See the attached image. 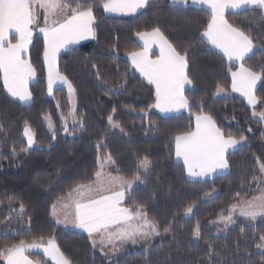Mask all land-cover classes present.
I'll list each match as a JSON object with an SVG mask.
<instances>
[{"label": "trees", "instance_id": "trees-1", "mask_svg": "<svg viewBox=\"0 0 264 264\" xmlns=\"http://www.w3.org/2000/svg\"><path fill=\"white\" fill-rule=\"evenodd\" d=\"M67 2L74 7L92 6L97 17L94 40L68 50L58 60L59 72L75 89V117L83 118V129L78 127L72 137L65 136L62 117L71 111L68 93L57 88L52 98L48 96L43 36L34 32L28 57L37 71L36 82L30 86L32 104L12 99L0 74V248L43 237L53 239L71 264H264V249L256 247L264 234V217L255 222L237 218L225 233H219L216 226L231 206L263 193L264 120L254 119L251 107L231 92L229 69L234 71L236 66L201 36L209 12L175 6L171 0H151L137 15L114 17L105 14L104 0ZM225 18L253 38L256 50L244 65L260 72L264 69L261 11L230 12ZM154 27L160 28L177 51L189 52L188 75L193 83L185 96L193 106L188 113L165 117L150 107L155 104V89L128 58L141 49L137 33ZM218 87L229 96L217 99ZM256 97L263 110L264 81ZM110 115L119 130L111 127ZM196 115L211 116L225 136L246 138L244 146L227 155V175L191 181L176 162L175 136L193 131ZM46 116L54 124L55 135L45 125ZM26 126L35 135L32 150L24 137ZM109 154L115 162L111 174L128 180L140 177L137 186L126 193L124 206L134 211L137 204H143L148 219L158 222L161 233L139 245L128 244L116 254L94 247L88 235L65 229L52 218V205L77 184L93 182L100 168L98 157ZM145 155L152 162L147 173L138 169V158ZM206 193L216 194L206 199ZM21 203L25 214L18 216ZM193 204L192 215L186 217L185 209ZM197 223L198 241L194 239ZM169 226L171 230L164 233ZM31 258L51 264L40 255Z\"/></svg>", "mask_w": 264, "mask_h": 264}, {"label": "snow or ice", "instance_id": "snow-or-ice-1", "mask_svg": "<svg viewBox=\"0 0 264 264\" xmlns=\"http://www.w3.org/2000/svg\"><path fill=\"white\" fill-rule=\"evenodd\" d=\"M171 2L173 5H187L189 0ZM149 3L150 0H104L102 7L106 13L132 14L138 9L145 8ZM191 3L207 5L211 18L201 36L205 37L209 44L219 48L229 61H243L248 54L253 53L256 47L253 38L241 28L229 23L225 18V11L259 9L261 19L264 20V0H191ZM38 8L44 10L43 26H40ZM96 23L97 17L92 6L74 7L67 0H0V74L7 93L18 98L20 102L30 103L33 100L29 83L36 78L37 71L26 54L29 45L33 43L34 32L43 34L42 56L47 66L49 94L52 93L54 80L66 83L69 92L74 93L72 83L57 70V57L69 44L89 37L95 38ZM137 36L144 42V46L142 50L132 52L130 59L132 65L147 78L148 82L155 85V104L150 107H155L162 113L192 107L184 96L185 85L193 83L188 75V50L185 49L183 54L177 51L159 27H154L151 31L138 32ZM153 44L159 46V55L155 59L149 55ZM229 71L232 77V90L242 93L248 103L255 108L257 104L255 90L258 82L264 81V69L260 72L253 71L241 63L236 71L231 69ZM223 91V88L218 87V92ZM69 114L75 117V110ZM253 115H259L264 119V112L253 111ZM108 120L110 123L113 122L111 115ZM195 121V130L175 136V155L182 158L188 174L207 176L229 169L226 153L245 142L246 138L225 136L211 116L196 115ZM83 123V118L73 119V124L79 126L81 130ZM67 130L65 126V131ZM24 134L28 137L29 147L33 146L35 141L29 127H25ZM138 159V169L147 170L151 167L152 162L147 155ZM105 163H115L110 154L106 157ZM260 170L264 171V163L260 164ZM95 176L96 191L98 193L109 191L101 182L102 171H97ZM139 180L138 175L132 180L120 176L110 177V183L120 184L122 190L111 191L107 195L99 194L98 198L91 196L92 184H77L68 193V197H75V226L86 231L90 237L99 236L102 249L104 246H110L111 252L119 251L128 241L136 243L138 239L147 240L151 236L160 235L158 222L147 218L143 204H137L135 212L121 206L125 192ZM58 202H63V198ZM9 207L11 208V204ZM194 207V204L189 205L185 209V216L190 215ZM236 207L233 206L230 213L235 212ZM52 209V214L57 215L56 204L52 205ZM24 214L25 208L21 203L16 215ZM239 215L249 221H255L258 216L264 217V196L256 198V201H243L239 206ZM220 222L227 227L234 222L233 216L231 214L223 216ZM170 230V226L165 227L163 232L167 233ZM199 235L200 226L197 223L194 236ZM259 240L260 243L256 247L264 249V234L259 236ZM93 246H96L95 240ZM32 249H42L44 256L50 258L54 264H71L53 239L45 241L43 237L31 243L20 241L17 245L0 248V259L6 261V264H34L26 255V252Z\"/></svg>", "mask_w": 264, "mask_h": 264}, {"label": "rangeland", "instance_id": "rangeland-1", "mask_svg": "<svg viewBox=\"0 0 264 264\" xmlns=\"http://www.w3.org/2000/svg\"><path fill=\"white\" fill-rule=\"evenodd\" d=\"M43 16H44V15H43ZM43 24H44V20H43ZM56 63H57V70H58V72H59V69H58V60L56 61ZM59 73H60V72H59ZM60 74H61V73H60ZM61 75H62V74H61ZM57 88H63V89L66 90V92L68 93V98H69V103H70L71 111L74 109L75 112H76V109H77V101H76V97H75V92H74V93H70L69 90H68V87H67V84H66V83H62V82H60V81H58V80H54L52 93H51V95H50L49 92H48V96L52 98V97H53V94H54V91H55V89H57ZM228 96H229L228 93L224 90L223 92H217V94H216L215 97H216L217 99H222V98H227ZM253 111H255L256 113H261V111H259V109H258L257 107L252 108V113H253ZM262 112H264V111H262ZM253 117H254V119L259 120V121H263V120H264V119H261V118L259 117V115H256V116L253 115ZM74 118L77 119L76 117H73V116L70 115V114H69V116H67V117H63V125H64L63 127H64V134H65V136H70V137H72V136H73L72 131H73L74 129H76V128L79 127V126L73 124V119H74ZM77 120H78V119H77ZM44 122H45L46 127H47L48 130L50 131V133H51L52 135H55V128H54V124H53L51 118H50L49 116H46V117L44 118ZM50 123H51V126H50ZM110 125H111V127H112L113 129H115V130H119V125H118V124L112 122V123H110ZM114 125H118V126H114ZM65 126H67V129H68L67 132L65 131ZM29 129H30V128H29ZM30 131H31V129H30ZM31 133L33 134L34 141H35V135H34V133H33L32 131H31ZM24 137H25V140H26L27 143H28V137H27L25 134H24ZM245 144H246V141L243 142L242 144L238 145L237 147H242V146H244ZM35 147H36V143H35V142H34L33 146H31V147H29V145H28L29 150H32V149H34ZM106 157H107V156H106ZM106 157H102V158L99 159V166H100L99 171H102L101 182L103 183V185H104V187H105L106 189H109V191H104V192H102V193H98V192L96 191L97 180H96V176H95V180H94L93 182L89 183V184H92V185H93V191H92V193H91L92 198H98V195H99V194H105V195H107V194H110L111 191H120V190H122L120 184L110 183V177H116V176H119V175H114V176H113V174L110 173V170H108V171L106 170L105 166L109 164V163H105V159H106ZM102 164H103V168H101V165H102ZM150 168H151V167H150ZM150 168L147 169V170H145V169H143V168H140V170H141L143 173H147V172L150 170ZM120 177H122V176H120ZM123 178H124V177H123ZM125 179H126V178H125ZM127 180H128V179H127ZM139 181H140V180H139ZM139 181L135 182V183L132 185V188H131L130 190H128V191L125 192V198H124V200L122 201V204H121L122 207H125V206H124V203H125V200L127 199L126 193H128L129 191H131L132 189H134V188L137 186V184L139 183ZM215 194H216V193H213L211 196H207L206 199H209V198L215 196ZM261 196H264V190H263V193H262L260 196H258V197H261ZM258 197H256V198H258ZM256 198L251 199V200H249V201H256ZM74 199H75V197L70 198V197L67 196V197L63 198V202H58V201H59V200H58V201L55 203V204H56V213H57V215H55V216L53 215V216L55 217V219H57L58 216H59V217H61L62 219H64V221H66L67 225L71 224L72 222H75ZM242 202H243V201H241V202H239V203L233 205V206H237L235 212H231V213H230V209L233 208V206H231L227 215H221V216H220V218H219L218 221L216 222V226H217V228H218L219 233H225L227 230H229L230 228H232V227L235 225V223H236V219H237V218H244V217H242V216L239 215V206L241 205ZM257 202H258V201H257ZM65 205H67V207H65ZM193 210H194V209H193ZM133 212H135V210H134ZM192 213H193V212H192ZM192 213H191L190 215L186 216V217H190V216L192 215ZM230 214L233 216V220H234V222L231 223V224H229L227 227H225V225H224L223 223L220 222V219H221V217H223V216H228V215H230ZM147 218H148V217H147ZM260 218H263V217H259V216H258L257 219H256L255 221L259 220ZM244 219H245V218H244ZM149 220H150V219H149ZM248 221H249V220H248ZM255 221H250V222H255ZM66 227H67V226H66ZM157 236H159V235L151 236V237H149L147 240L138 239L136 243H132L131 241H128V242H126L125 244H123V245L120 247L119 251H117V252H111V251L109 250V249H110V246H104L103 249H102V246H101L100 243H99V239L94 238L93 240L96 241V246H95V247L100 248L103 252H104V251H107V252H109V253H111V254H116V253L120 252L121 249H122L123 247H125L126 245H128V244H131V245H139V244L142 243V242H147V241L153 240V239H154L155 237H157ZM90 239H91V238H90ZM194 239H195L196 241H198V240H199V237H196V236H195ZM93 240L91 239L92 243H93Z\"/></svg>", "mask_w": 264, "mask_h": 264}, {"label": "crops", "instance_id": "crops-1", "mask_svg": "<svg viewBox=\"0 0 264 264\" xmlns=\"http://www.w3.org/2000/svg\"><path fill=\"white\" fill-rule=\"evenodd\" d=\"M150 1H151V0H150ZM175 6H179V7H189V6H190V7H194V8H198V9H203V10L208 11L209 14H210V16H211V12H210V10L208 9L207 5L193 4V3H191V0H189V3H188L187 5H175ZM143 9H144V8H142V9H138L136 13H132V14L106 13V12H105V14H106L107 16H114V17L134 16V15H137L138 13H140ZM250 9H251V8H250ZM37 10H38L39 13H40V20H42V25H41V26H43V20H44V19H43V15H44V10H43V9H39V8H38ZM243 10H246V9L235 10V11H233V10H226V11H225V16H226L227 13H230V12H234V13H235V12H241V11H243ZM210 18H211V17H210ZM94 26H95V25H94ZM40 34H41V33H40ZM41 35L43 36V34H41ZM135 38H136V41H137V42L139 43V45L141 46V49H140V50H142V49H143V46H144V42H143V41L140 39V37L137 36V35H136ZM203 39H204V41H205V42H206L211 48H213V49L216 50L220 55H222V56L227 60V62H229L230 64H233V65L236 66V69H235L234 71H236V70L240 67V64H241V63L244 64V62H245L248 58H250V57L254 54V52H255V50H256V47H255L253 53L248 54V55L245 57V59H244L243 61H235V60H234V61H229V60H228V57H227V56H226V55H225V54H224L219 48H217V47H215V46L209 44V43L207 42V40H206L205 37H203ZM92 40H94V38L89 37V38H87V39L80 40V41L77 42V43L69 44V45L67 46V48L62 49V50L60 51V53H59V55H58V57H57V60H59L60 56H61L62 54H64L65 52H67L68 50H70V49H72V48H74V47H76V46H78V45H80V44H83V43H86V42H89V41H92ZM14 42H15V41H14ZM30 47H31V45H29L28 52H27V54H26V57H27V58L29 57V50H30ZM140 50H139V51H140ZM149 55H150V57H151L152 59H155L156 56L159 55V46L156 45V44H153V45L151 46V49H150ZM128 58H129V60H130V62H131L130 55L128 56ZM131 64H132V62H131ZM244 66H245V65H244ZM46 67H47V66H46ZM132 67L134 68V70H135V71H136L141 77L144 78L145 81L148 82L147 78L144 77V76L139 72L138 69H136L133 65H132ZM245 67H246V66H245ZM47 75H48V72H47ZM36 79H37V77L34 78L32 81H30V83H29V89H30V86L36 82ZM261 82H262V81H261ZM261 82H258L257 88H256V90H255V95H256V91H257L258 87L260 86ZM148 83H149V82H148ZM149 84H150V83H149ZM150 85H152V86L154 87V89H155V85H154V84H150ZM190 89H192V84H191V85H185V87H184V96H185V93H186L188 90H190ZM6 91H7V90H6ZM231 92H232L233 94L239 96L240 98H242V99L248 104V106L251 107V109L253 108V106L250 105V104L248 103L247 98H246L242 93H240V92H235V91L232 90V77H231ZM8 95L10 96V94H8ZM10 97H11V96H10ZM185 97H186V96H185ZM11 98L14 99V100H16V101L19 102L20 104H22V105H26V106L31 105L32 102H33V100H32L30 103H25V102H20V101L18 100V98H14V97H11ZM258 104H259V102H258V99H257V104H256L255 107L258 108ZM153 109H154L155 111H157L158 113H160L161 115L165 116V117H171V116H178V115H181V114H183V113H188V111H189L190 108L180 109L179 111H172V112H168V113H162V112H160L159 109H157V108H155V107H153ZM258 109H259V108H258ZM259 111L262 112V111H264V109H263V110H259ZM195 117H196V116H194V118H195ZM194 123H195V125H196V121H195ZM194 130H195V126H194ZM236 148H237V147H236ZM236 148H235V149H236ZM235 149H229L228 152L226 153V158H227V155H228L230 152L234 151ZM175 159H176V162L180 163V164L184 167V170H185V172H186V176H187V178H188L189 180H191V181L212 180V179H214V178H216V177H218V176L227 175V174L229 173V169H227V170H225L224 172H217V173H214V174H212V175H207V176H190V175L188 174V172H187L186 167H185L184 164H183V160H182V158H178V157H176V155H175ZM112 164H113V163H112ZM112 164H108V165L105 166V168H106L107 171L110 170V168H111L110 166H111ZM113 176H114V175H113ZM52 212H53V209H52ZM52 218L54 219V221H55L58 225H60L61 227L65 228V229H68V230H76V231L82 232V233H84V234H86V235L89 236V234H88L86 231H84V230L81 229V228L76 227V226H75V222H72L71 224L67 225L66 221H64V219H62V218L59 217V216H58L57 219H55V217H54L53 214H52ZM58 220L61 221V222L58 223V222H57ZM66 226H67V227H66ZM89 237H90V236H89ZM90 238H91L92 240H93L94 238L100 240V237L97 236V235H93V236L90 237ZM45 241H47V240H45ZM26 244H27V243H26ZM26 255H28L29 258H30L31 260H33V259L31 258V255H40V256L44 257V258L46 259V261H48L49 263L54 264V262H53L50 258L44 256V254H43V250H42V249H32V250H29L28 252H26ZM33 261H34V260H33ZM2 262H3V264H6V261H4L3 259H2ZM34 264H39V263L36 262V261H34Z\"/></svg>", "mask_w": 264, "mask_h": 264}]
</instances>
